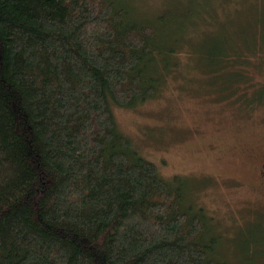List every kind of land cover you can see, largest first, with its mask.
<instances>
[{
    "label": "trees",
    "instance_id": "16d2710c",
    "mask_svg": "<svg viewBox=\"0 0 264 264\" xmlns=\"http://www.w3.org/2000/svg\"><path fill=\"white\" fill-rule=\"evenodd\" d=\"M179 4L137 18L124 0H0V264H220L190 183L163 180L111 110L152 97L158 66L178 70L168 32L198 14ZM248 4L251 19L229 8L231 35L204 9L217 37L198 58L243 117L264 115V0Z\"/></svg>",
    "mask_w": 264,
    "mask_h": 264
},
{
    "label": "rangeland",
    "instance_id": "374dc122",
    "mask_svg": "<svg viewBox=\"0 0 264 264\" xmlns=\"http://www.w3.org/2000/svg\"><path fill=\"white\" fill-rule=\"evenodd\" d=\"M206 1L207 6L197 0L198 14L189 25L185 24L192 27L190 32H168L175 34L174 42H165L178 49V70L177 64L170 66L171 70L158 66L164 78L152 97L131 109L115 106L111 110L119 133L144 159L157 166L163 180L174 183V177H178L179 183H190L184 194L185 204L201 209L208 232L217 237L212 258L220 264H264V190L259 175L264 163L263 111L243 117L216 102L218 91L211 86L214 80L206 66L203 69L198 63L199 53L217 37L209 19V25L206 21L202 24L204 9L217 5L211 14L217 13L223 34L231 35L227 29L229 8L243 9L239 17L251 19L254 12L246 9L253 0ZM124 2L137 18L151 17L154 12L166 16L167 8L178 17L184 10L180 0ZM191 33V42L186 43Z\"/></svg>",
    "mask_w": 264,
    "mask_h": 264
},
{
    "label": "flooded vegetation",
    "instance_id": "af4514ba",
    "mask_svg": "<svg viewBox=\"0 0 264 264\" xmlns=\"http://www.w3.org/2000/svg\"><path fill=\"white\" fill-rule=\"evenodd\" d=\"M259 175H260V178L262 179V180H260V183H261L262 188H263V190H264V163H262V164L260 165V172H259Z\"/></svg>",
    "mask_w": 264,
    "mask_h": 264
}]
</instances>
